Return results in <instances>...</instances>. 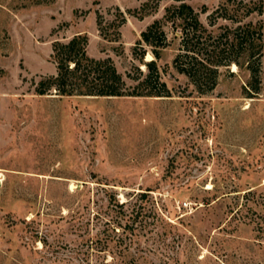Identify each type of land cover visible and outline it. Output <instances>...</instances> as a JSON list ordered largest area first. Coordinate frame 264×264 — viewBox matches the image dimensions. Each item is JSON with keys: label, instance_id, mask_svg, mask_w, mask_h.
<instances>
[{"label": "rangeland", "instance_id": "obj_1", "mask_svg": "<svg viewBox=\"0 0 264 264\" xmlns=\"http://www.w3.org/2000/svg\"><path fill=\"white\" fill-rule=\"evenodd\" d=\"M183 2L230 24L209 26L227 0H0V264H264V92L245 69L200 94L165 23L169 96L35 92L77 34L137 85L142 32Z\"/></svg>", "mask_w": 264, "mask_h": 264}, {"label": "trees", "instance_id": "obj_2", "mask_svg": "<svg viewBox=\"0 0 264 264\" xmlns=\"http://www.w3.org/2000/svg\"><path fill=\"white\" fill-rule=\"evenodd\" d=\"M254 13L264 14V0H227L209 16V26H214L218 19L231 25H220L214 30L201 22L199 14L188 3L171 5L163 20L155 21L142 32L138 44L143 42L151 48L154 59L145 61L146 50L140 54L134 50L135 57L146 70L138 68L140 81L135 86L128 85L111 59L97 60L89 56L87 35L77 34L68 41L55 40L52 58L57 74L43 78L35 92L41 96L55 92L60 97L169 96L157 61L169 46L164 25L172 23L180 36L173 66L188 78L196 91L200 94L212 92L218 84L220 69L236 65L249 74L245 93L252 98L264 92V21L255 22L250 18ZM246 19L248 21L244 22Z\"/></svg>", "mask_w": 264, "mask_h": 264}, {"label": "bare ground", "instance_id": "obj_3", "mask_svg": "<svg viewBox=\"0 0 264 264\" xmlns=\"http://www.w3.org/2000/svg\"><path fill=\"white\" fill-rule=\"evenodd\" d=\"M152 58H151V56H149L148 57V60H151ZM233 68H234V70L237 68V66L236 65H233Z\"/></svg>", "mask_w": 264, "mask_h": 264}]
</instances>
